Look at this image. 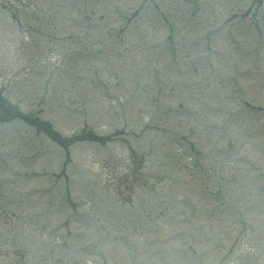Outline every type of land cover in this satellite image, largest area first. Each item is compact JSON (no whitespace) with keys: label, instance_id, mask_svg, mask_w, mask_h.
<instances>
[{"label":"rangeland","instance_id":"rangeland-1","mask_svg":"<svg viewBox=\"0 0 264 264\" xmlns=\"http://www.w3.org/2000/svg\"><path fill=\"white\" fill-rule=\"evenodd\" d=\"M188 1L0 0L1 96L93 137L0 111V264H264V0Z\"/></svg>","mask_w":264,"mask_h":264}]
</instances>
